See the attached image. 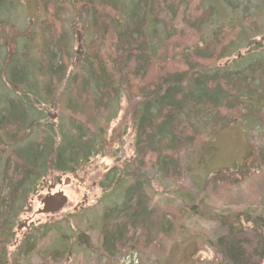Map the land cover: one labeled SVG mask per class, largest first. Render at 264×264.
Here are the masks:
<instances>
[{
	"label": "trees",
	"instance_id": "16d2710c",
	"mask_svg": "<svg viewBox=\"0 0 264 264\" xmlns=\"http://www.w3.org/2000/svg\"><path fill=\"white\" fill-rule=\"evenodd\" d=\"M21 1L0 0V258L40 181L49 173H72L98 155L99 139L88 131L99 129L108 115L115 118L111 107L121 96L129 101L125 112L133 115L138 140L134 158L113 167L101 183L103 191H113V201L107 199L94 223L106 255L133 245L129 235L136 231L171 232L168 221H153L146 213L148 185L141 183L146 155L164 178L182 171L212 185L237 186L257 164L264 165L261 151L250 147L242 164L198 174L225 129L239 127L247 135L264 129V31L256 17L238 14L230 2L216 9L212 0L197 2L190 16L183 0H35L45 20H29L21 29L16 26ZM261 6L264 10V0ZM67 8L70 17L64 20ZM78 23L90 44L82 59L70 61L66 29ZM56 24L63 27L59 35ZM45 105L60 118L68 114L76 132L52 129ZM90 117L95 126L85 127L83 119ZM34 129L38 138L31 135ZM223 223L228 233L217 240L223 264H264V219L238 213ZM60 224L70 226L67 220ZM251 235L258 253H252ZM73 239L85 246L82 238ZM56 242L48 254L60 260L66 242Z\"/></svg>",
	"mask_w": 264,
	"mask_h": 264
},
{
	"label": "rangeland",
	"instance_id": "374dc122",
	"mask_svg": "<svg viewBox=\"0 0 264 264\" xmlns=\"http://www.w3.org/2000/svg\"><path fill=\"white\" fill-rule=\"evenodd\" d=\"M199 1L183 0L189 16ZM25 2L22 0L20 8L16 10V15L20 17L18 22L16 21V26L21 29L25 28L29 20H36V18L39 22L45 20L42 9L35 0ZM227 2L234 5L238 14L245 11L246 14L250 13V16L256 17L261 30L264 31L262 0H212L216 9L227 6ZM69 17L70 10L67 8L63 19L67 20ZM174 27H179V23L174 24ZM56 29L59 35L63 27L56 24ZM262 33L264 34V32ZM75 37L69 42L66 41L68 43L64 49V52L68 53L70 61L73 58L75 61L82 59L83 55L87 53L85 43L87 42V46L90 44L86 34L79 36L82 44L76 43ZM259 39L257 37L254 40L257 43ZM243 52L241 50L240 54ZM226 62L223 60L220 64L223 65ZM125 111L123 106L122 110L118 111L116 119L104 129L102 127L104 120L101 121L99 129L88 131L86 128L88 135H95L99 139L98 155L89 159V166L79 165L72 173L59 177L61 181L65 179L71 181L67 187H60L68 198L65 208L72 210L77 204L82 203V198L85 195L87 200L83 208L68 218L63 211L53 217L35 216L33 218L35 212L40 208V199L46 195L44 181H47L46 185L49 182L55 183L57 175L49 173L46 178L40 181L37 192L28 199L24 212L10 233L12 241L8 240L10 244L6 245V248L5 246L1 247L6 256L0 258V264H118L121 258L128 253L136 256L137 264H223L217 249V240L228 233V228L223 221H233L238 213H249L253 219H264L263 164H257L256 168L251 170V177L246 178L237 186L212 185L206 184L202 179L197 181L191 177L196 176L193 174L188 176L182 173L177 174L176 177L164 178L157 173V167L153 165V162L152 165L147 163L150 157L146 155L145 167L141 169V172L148 185L145 190L149 206L151 208L155 206L163 216L169 217L167 221L171 225V232L169 235H159L156 238L136 231L132 237L133 245L129 243L126 247L117 250L113 256L104 254L101 248L99 229L94 223L98 224L104 206L109 204V202L105 204L107 199L113 201L111 194L113 191H103L101 183L104 182L105 176L113 167L120 169L124 161L134 158L135 152L136 139L131 134L134 133L131 130L132 116L130 112L126 114ZM57 118L52 114L49 120L58 127L60 121ZM64 119H69V117L66 116ZM83 120L85 127L95 126V120L91 117ZM112 130L116 131V136ZM121 130L127 131L124 138L118 137ZM207 131V128L202 129V138H205ZM243 131L239 127L233 126L214 138L215 155L208 164L202 165L198 173L199 176L203 177L213 171L231 169L242 164L245 151L250 147L254 148L255 153L261 151L264 156V129L254 128L248 135ZM184 156L189 157L190 152L181 156L180 165L182 166L185 162ZM74 175L79 176L82 181L73 180ZM28 220L30 221L27 222ZM63 220L69 222V228L60 224ZM31 225V229L26 231V226ZM18 228L20 229L18 230ZM44 230L49 232L44 235ZM54 230H63L66 239L72 238V240H65L66 244L71 246L73 238H84L85 241L84 239L83 241L79 240L84 242L85 246L79 248L80 245L76 244L78 242L76 241L70 254L62 256L60 260H53L48 253L57 241V234L53 232ZM0 231H3L1 226ZM42 236L43 238H41ZM249 241L253 247L252 253H258L260 249L257 238L251 235ZM186 255H191V258L186 260ZM254 259L257 261V257Z\"/></svg>",
	"mask_w": 264,
	"mask_h": 264
},
{
	"label": "bare ground",
	"instance_id": "6f19581e",
	"mask_svg": "<svg viewBox=\"0 0 264 264\" xmlns=\"http://www.w3.org/2000/svg\"><path fill=\"white\" fill-rule=\"evenodd\" d=\"M26 2H27V0H25ZM30 1H32V0H30ZM25 2V3H26ZM84 34H86V32H84V24H82V23H78V24H74L73 26H72V29L70 28H68V30L66 31V37L68 38V36H69V40H68V42L69 41H71V39L73 38V37H75L76 38V43L77 42H79L80 44H82V41L81 40H79V36H82V35H84ZM63 37V36H62ZM64 38H65V35H64ZM74 39V38H73ZM86 44V43H85ZM84 44V45H85ZM59 45V44H58ZM85 51L87 52V44H86V46H85ZM132 103V104H131ZM130 103V105L131 106H133L134 105V103H133V101ZM128 105H129V101L126 99V97L125 96H121V99L120 100H118V102L114 105V106H112L111 107V109L113 110V112H117L118 113V111H120V110H122V107L124 106L125 107V109H127V107H128ZM117 106V107H116ZM116 107V108H115ZM58 108H60V109H62V106L61 105H59L58 106ZM42 110H43V112L44 111H46L45 113H47L46 114V117H47V120H48V123L51 125V127H52V129H58L57 130V132H63V133H65V134H67L68 135V133L70 134V135H73L76 131H74L75 130V128H73V126L70 124L71 123V120H69V119H64L63 117H61L60 118V115H58V112H56L55 111V109H53L52 107H50V106H47V105H45V106H42V108H41ZM52 114H53V116H57L58 118L57 119H59V121H60V124H59V126L57 127V125L56 124H54V122H50V117L52 116ZM130 114H132L131 112H130ZM67 116H68V114H67ZM116 116H117V114H116ZM116 116H115V118H111V116L110 115H108V117H107V119L108 120H106V117H105V119H104V123H103V126H105L106 127V122H108V124H111L112 123V121L113 120H115L116 119ZM131 116H133V115H131ZM62 120H64L63 121V123H61V121ZM56 122V121H55ZM62 125V126H61ZM56 127V128H55ZM261 129H263V128H261ZM131 130L132 131H134V133H131L132 135H133V137L136 139V140H138V137L136 136V131H135V127H134V125H131ZM31 131V135L33 136V138H36V136H37V138L40 136V133H39V131H37V129H34V130H30ZM113 131V133H114V135L116 136V131H114V130H112ZM122 132H121V134L118 136V137H120V138H124V136H125V134H126V130H121ZM201 131H202V129H201ZM112 133V132H111ZM200 134H202L201 132H200ZM31 136V137H32ZM1 140V139H0ZM2 141H3V139H2ZM57 141V140H56ZM96 156V155H95ZM148 156H150V158L151 159H153L151 156V154L150 155H148ZM91 158H93V157H91ZM2 159H3V157H2V155L0 154V161H2ZM90 159V158H89ZM154 160L155 159H153V163H154ZM89 161V160H88ZM89 166V163L88 162H86L85 163V166ZM183 172L181 171V172H179V174H182ZM55 175H57V177L55 178V182H57V184L59 185V186H62V183H64V181L66 180H64V181H61V179L59 178L61 175H64V174H68V173H59V172H56V173H54ZM142 185H144V184H147V182L146 181H143L142 180ZM45 186H46V191L47 192H51L52 190H54V187H49L48 185H46L45 184ZM47 195H49V194H47ZM51 195V194H50ZM46 196V195H45ZM44 196V197H45ZM44 197H42L41 199H40V201L44 198ZM39 204H40V202H39ZM85 204H83V206H84ZM150 207V206H149ZM41 209V205H40V208L36 211V212H38L39 210ZM75 211H76V213L78 212V210H77V208L75 209ZM36 212H35V214H36ZM146 213L151 217V218H153V221L154 220H156V221H158V222H163V221H167L168 220V218L169 217H165V216H163V214H161L160 212H158V209L155 207V206H152V208L150 207L147 211H146ZM73 214H75V213H73ZM72 215V214H71ZM71 215H69V216H67V218L68 217H70ZM37 217H39V216H45L44 214H41V215H36ZM151 220V219H150ZM31 227L32 226H30V229H31ZM29 228H27L26 227V230H28ZM53 232H55L57 235H56V238H57V240H58V242L59 241H62V240H64V242H65V240L66 241H68V240H72V238H68V239H66L67 237H66V234L64 233V231L63 230H60V231H53ZM152 232H154V237H158L159 235H161L162 234V231H159L158 230V228H156V229H153L152 230ZM132 234V235H131ZM130 235H131V237L132 236H134L135 234L134 233H131ZM55 243H57V242H55ZM75 243H76V241L74 240L73 242H72V245L70 246V244H63V246H62V249H64V251H65V253L68 255V254H70L71 253V250L73 249V246L75 245ZM61 247V246H60ZM79 248H81L82 246H78ZM61 249V248H60ZM134 255H132V254H130V253H128L127 255H125L123 258H121V261L118 263V264H133L134 263Z\"/></svg>",
	"mask_w": 264,
	"mask_h": 264
},
{
	"label": "water",
	"instance_id": "95a60500",
	"mask_svg": "<svg viewBox=\"0 0 264 264\" xmlns=\"http://www.w3.org/2000/svg\"><path fill=\"white\" fill-rule=\"evenodd\" d=\"M69 179L64 181V185H68ZM67 204V198L61 193H55L53 195H46L41 201V209L36 212L35 215H53L62 210ZM20 228H18L19 230Z\"/></svg>",
	"mask_w": 264,
	"mask_h": 264
},
{
	"label": "flooded vegetation",
	"instance_id": "af4514ba",
	"mask_svg": "<svg viewBox=\"0 0 264 264\" xmlns=\"http://www.w3.org/2000/svg\"><path fill=\"white\" fill-rule=\"evenodd\" d=\"M73 180H77V181H79V182H81L82 181V179H80V177L79 176H77V175H74L73 176ZM49 182V181H48ZM71 181H69V183H70ZM51 182H49V184H48V186L49 187H54V190H52L50 193L49 192H47L46 191V195L47 194H51V195H53V194H55V193H58V192H61L63 195H64V193H63V191L60 189V187H67L68 185H69V183H68V185H64V183H62V186H59L58 184H57V182H55V183H51ZM44 184H47V181H44ZM66 198H67V196L66 195H64ZM86 200H87V196H83V198H82V203H79V204H77L72 210H68V209H66V208H64L63 210H61L60 212H64L65 213V215L66 216H69V215H71V214H73V213H76V211H75V209L77 208V210L78 211H80V209L81 208H83V204H85L86 203ZM67 204H68V198H67ZM66 204V205H67ZM66 207V206H65ZM59 212V213H60ZM58 214V213H57ZM35 215V214H34ZM54 215H56V214H54ZM54 215H46L47 217H53ZM33 218H35V216H33ZM30 220H31V218H30ZM30 220H28L27 222H29ZM32 226V225H31ZM27 228H29L28 230H26V231H29L30 230V226H26Z\"/></svg>",
	"mask_w": 264,
	"mask_h": 264
},
{
	"label": "built area",
	"instance_id": "2783aa9c",
	"mask_svg": "<svg viewBox=\"0 0 264 264\" xmlns=\"http://www.w3.org/2000/svg\"><path fill=\"white\" fill-rule=\"evenodd\" d=\"M134 263L133 264H137V259H136V257L134 256Z\"/></svg>",
	"mask_w": 264,
	"mask_h": 264
}]
</instances>
